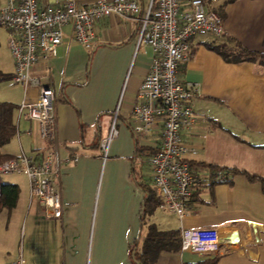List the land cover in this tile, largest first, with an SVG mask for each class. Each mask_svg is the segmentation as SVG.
I'll return each instance as SVG.
<instances>
[{
	"label": "crops",
	"instance_id": "crops-1",
	"mask_svg": "<svg viewBox=\"0 0 264 264\" xmlns=\"http://www.w3.org/2000/svg\"><path fill=\"white\" fill-rule=\"evenodd\" d=\"M136 1L141 11L135 18L110 15L93 22L90 49L75 41L71 26L64 25L55 56L37 68L55 94L63 211L58 218H44L39 206L28 209V184L16 183L17 202L8 212L10 217L24 216L26 264H130L129 250L140 249L149 225L179 233L183 228H216L223 240L211 254L183 251L180 246L162 250L154 264L192 263L215 255L212 264H264V191L258 179L245 175L264 179V67L226 61L210 48L232 37L248 49L264 51V0H202L205 8L221 14L223 32L196 34L188 40V58L180 64L178 76L195 83L197 93L190 101L195 121L182 132V139L196 149L190 160L200 171L210 172L212 165L237 172L227 182L209 179L196 185L182 217L160 205L144 214V192L135 181L139 176L149 179V167L138 158L136 146L155 149L159 144V134L137 140L131 129V108L152 56L147 44H136L139 17L151 0ZM3 3L0 0V6ZM188 8L189 0H179L180 11ZM10 61L9 69H0L10 74L0 81V101L19 105L24 98L34 99L37 87L24 90L12 81L11 56ZM115 110L118 133L104 157L98 143ZM14 119L15 135L2 151L39 161L49 143L38 123L26 108H17ZM72 152L77 158L66 161Z\"/></svg>",
	"mask_w": 264,
	"mask_h": 264
},
{
	"label": "built area",
	"instance_id": "built-area-1",
	"mask_svg": "<svg viewBox=\"0 0 264 264\" xmlns=\"http://www.w3.org/2000/svg\"><path fill=\"white\" fill-rule=\"evenodd\" d=\"M141 6L136 0H94L77 4L75 0L39 3L38 0H4L0 6V27L7 30V44L13 60L11 79L24 90L37 87L34 99L24 98L18 105L39 126L49 149L39 161L20 153L0 162V173H24L28 180L27 208H41L44 218L62 215L59 188L60 158L55 134L54 91L41 80L38 66L49 62L62 42L63 26H71L75 41L90 49L94 40L93 22L116 15L135 18ZM221 16L203 6L202 0H189V8L179 10V0H151L139 17L136 44H147L152 52L149 70L143 77L131 108V129L137 140L159 134L156 152L140 156L149 167V180L159 205L182 217L188 207L192 189L211 179L227 182L228 169L200 171L190 160L196 149L182 139V132L195 121L190 101L197 93L196 84L178 76L181 63L188 58V40L196 34L223 32ZM117 111L113 113L107 134L99 140L103 156L117 135ZM70 153L66 161L75 160ZM222 239L216 228H183L180 250L211 254ZM10 264H26L22 242Z\"/></svg>",
	"mask_w": 264,
	"mask_h": 264
},
{
	"label": "trees",
	"instance_id": "trees-1",
	"mask_svg": "<svg viewBox=\"0 0 264 264\" xmlns=\"http://www.w3.org/2000/svg\"><path fill=\"white\" fill-rule=\"evenodd\" d=\"M221 15V14H220ZM210 48L217 51L224 60L231 62L250 61L257 62L264 67V51H255L241 45L232 37H226L223 43L210 45ZM10 74L0 71V81L8 79ZM18 105L9 101H0V162L11 158L12 156L2 151L5 145L16 132V122L14 119L15 110ZM156 148L146 146H136L135 153L139 156H144L156 152ZM210 172L220 167L209 165ZM223 169V168H221ZM231 173L237 172L236 169L227 168ZM241 171V170H240ZM135 170L133 171V173ZM249 180L258 179L261 183L262 191H264V179L255 175L245 173ZM139 188L144 192L142 200V212L148 214L159 205V200L156 197L149 179H135ZM19 193V187L16 183H0V211L3 208L10 210L16 205ZM180 246V233L177 230L162 231L154 225H149L146 236L140 249L132 246L129 250L130 264H154L157 256L162 250H178ZM218 255L210 258H205L200 261L185 263V264H212Z\"/></svg>",
	"mask_w": 264,
	"mask_h": 264
},
{
	"label": "rangeland",
	"instance_id": "rangeland-1",
	"mask_svg": "<svg viewBox=\"0 0 264 264\" xmlns=\"http://www.w3.org/2000/svg\"><path fill=\"white\" fill-rule=\"evenodd\" d=\"M0 27V69L6 70L10 66V56L7 47L8 33ZM7 80V79H6ZM3 84H0V90ZM1 95V92H0ZM28 184L24 173H0V183ZM13 210V209H12ZM15 212V211H13ZM24 216L20 214L9 215L8 209L0 211V264H8L9 260L14 259L18 253L20 242H22L21 231L24 229Z\"/></svg>",
	"mask_w": 264,
	"mask_h": 264
}]
</instances>
